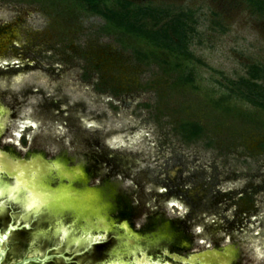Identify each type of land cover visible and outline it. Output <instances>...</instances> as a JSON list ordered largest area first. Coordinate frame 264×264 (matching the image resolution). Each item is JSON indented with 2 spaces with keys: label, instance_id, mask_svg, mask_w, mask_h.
Masks as SVG:
<instances>
[{
  "label": "rangeland",
  "instance_id": "374dc122",
  "mask_svg": "<svg viewBox=\"0 0 264 264\" xmlns=\"http://www.w3.org/2000/svg\"><path fill=\"white\" fill-rule=\"evenodd\" d=\"M133 2L165 9V19L190 12V57L166 50L143 57L137 50L152 46L108 32L103 17L71 0H0V88L30 85L83 100L86 127L119 135L111 147L154 178L138 185L135 174L117 172L109 183L120 179L123 194L175 216L196 209L199 219L189 222L230 243L241 239L251 253L248 238L264 231V107L239 92L253 74L264 84V16L246 0ZM184 121L201 124V133L186 138ZM39 131L25 126L10 146L31 150ZM66 170L82 176L78 167Z\"/></svg>",
  "mask_w": 264,
  "mask_h": 264
},
{
  "label": "flooded vegetation",
  "instance_id": "af4514ba",
  "mask_svg": "<svg viewBox=\"0 0 264 264\" xmlns=\"http://www.w3.org/2000/svg\"><path fill=\"white\" fill-rule=\"evenodd\" d=\"M5 84L6 82L0 80V86ZM31 92L35 93V96L33 97L34 99L31 98ZM6 97H9V99H6ZM69 97L70 96H67L65 93L58 91L46 94L43 88H33L32 86L31 89L30 85L27 87L25 85L19 86L18 88H12L11 90L8 88H0V100L5 99V103H1L0 101V164H2L0 173L2 174V179L10 183L16 178L15 176L9 177L4 170H11V166L14 164L32 165L34 168L38 167V172L40 173L45 172V169H50L53 173V175H50L47 183L42 184V187L41 185L38 186V191H40V189H44L45 191V184L52 188L59 182H65L75 188L84 190L85 192L88 190L100 189L103 196L106 192H111L113 197L110 198V206L107 208L105 206L102 207L97 213L94 212L91 217L112 224V228L109 230L105 238H114V240H118V244L120 243L121 238H124L125 242H127L128 237L125 234L129 233L125 229L124 224L127 223L128 227L131 229V225H129L131 221L128 219L130 216H133V219H136L137 213L136 211L130 210V208H128L130 204L122 198V180L115 179L112 180V183H109V178L110 176H115V173L117 172L121 173V176H131V174H135L133 180H136L135 183L138 185L143 183V179L145 178L151 182L154 178L151 173L147 175L144 169H135L139 163L138 159L128 155L125 151L116 149L113 146L111 147L110 142H117L118 138H120L119 135L112 138L110 132H113L110 130L102 131L99 129H88L86 124L90 116L85 112L84 101L80 100L77 102L73 100V102L70 103L68 100ZM78 105L81 106L79 112L77 111L78 107L76 108ZM13 124H16L15 128H12ZM27 125L39 128L40 131L37 132L38 134L35 137L33 144L31 143L29 146V148L32 147V149H27L24 155H18L12 150V146L10 145L15 144V137L21 138L23 136L21 130ZM9 165L10 167H8ZM76 167L81 170L83 177H72L68 179L65 174L66 168ZM18 170L20 171V168ZM96 178L101 179L102 182L97 184L93 183ZM149 190L153 194L155 193V190H153L151 186ZM39 197H41L40 194ZM41 199L44 201L42 197ZM139 199L140 198H138V201L141 202ZM168 201H170V204H175L176 199L174 195H171ZM12 207L15 206L8 204L4 205L0 202V236H5L8 227L17 221L20 211L17 208ZM164 211L162 210L161 212H158L154 215L155 217L152 218V229H155V232H152L150 236L142 231L136 232L131 229L132 233L129 235L132 236L129 238H136L134 239V248L136 255H138L137 258L140 259L143 258V256H146L152 261L159 260L160 264H166V262L171 264H183L179 258L185 261L184 264H190L191 258L192 260H197L194 264H197V262H206L208 264H228V262H230V264H234L236 260L239 261L243 256L249 258V253L247 251L248 245L241 239L224 246H206L194 249L186 255L179 254L175 250L170 251L169 248L161 249L157 247L160 239H169L171 236H177L181 238L180 246L187 250L191 244L190 241L194 242L193 239L195 236L199 237L198 232L193 230V222H189L188 220V218L199 219L200 214L198 215V210L196 209H191V211L184 214V216L183 214H179L176 217H170L169 223L166 221L165 224H163L164 226L167 225V227H171L169 228V236L163 237L158 235L156 233L158 227H156L157 225L155 223L158 218L157 216H162ZM60 219L63 223L66 221L72 222V220H74L73 215L70 213L63 212L61 215H56L54 212L45 211L42 216L34 220V224L29 227L30 229L23 227L21 230H18V232L23 230L31 231L30 236H35L34 234L38 232V235L49 233L54 239L56 238L60 242L54 230L57 221ZM80 221L84 222V220L80 218L76 221L77 223H75L74 226L81 231V226L79 224ZM20 224H23V222ZM42 224H47L51 229H43L40 226ZM218 224L219 222L216 220L215 225ZM118 230L123 232L122 235L116 234L118 233ZM93 231L94 234H98V230L94 229ZM10 232L11 236L16 231L11 230ZM134 234L140 235L139 238ZM261 235L248 238V240H250V247L252 249V251H250L252 255L264 253V231L261 232ZM120 236L122 237L120 238ZM41 238L43 239V237ZM105 238L103 239L104 241L96 243V249H88V254L92 256H98V254L111 255L112 257L109 259L116 256L125 258L131 257L127 247L111 246L105 248L106 244H103L105 243ZM254 238H259V240L254 241ZM61 244L62 243H60V245ZM60 245L57 243V245L48 246L42 254H29V248L21 258L12 261L5 259L4 256L1 264L20 263V261H23L32 255L70 254L67 250L70 246H67L66 242L63 243L65 247L63 251L58 250ZM149 245L155 250V252H158V255H156L157 257L154 258L152 255L148 254V251L151 250V248L148 247ZM207 249H214L217 254L211 253L208 255L207 259L203 258L204 256H198ZM52 258L59 259L61 262L63 261L61 258ZM52 258H49V260H52ZM109 259H106V261L108 262ZM49 260H47V262ZM132 261L135 264L138 262L137 259H133ZM103 262H101V264ZM27 264L41 263L28 262Z\"/></svg>",
  "mask_w": 264,
  "mask_h": 264
},
{
  "label": "water",
  "instance_id": "95a60500",
  "mask_svg": "<svg viewBox=\"0 0 264 264\" xmlns=\"http://www.w3.org/2000/svg\"><path fill=\"white\" fill-rule=\"evenodd\" d=\"M11 148L16 154L24 155V152L14 147ZM1 166L2 164H0V168ZM8 167H10V165ZM19 168L20 171L18 170ZM38 169V167L34 168L32 167V165L27 166L23 164H14L13 166H11V170L4 169L9 175V177H16L10 183L8 181L3 180L2 174L0 173L1 204H8L11 206L14 205L15 207L12 208H17L20 211L17 221L14 222L13 225H10L8 227V230L5 233L6 235L0 236V264L4 259V256L5 259L9 261L16 260L18 258H21L29 248V254H42L48 246L57 245V243L58 245H60V243H62L59 246L58 250L63 251L65 249L63 245L64 242L67 243V246H70V248H68L67 250L72 255L64 253L53 255L45 254L42 256L32 255L27 257L23 261H20V263L15 264H27L28 262H38L41 264L45 262V264H101V262L103 261L104 262L102 264H135L132 261L133 259H137V264H160L159 260L152 261L149 257L147 258L146 256H143V258L140 259L137 258L138 255H136L134 248V239L136 238H129L132 236L129 234L132 233V229L136 232L142 231L143 233H146L150 236L152 232H155V229H152V218L155 217V214L161 212L162 209L145 203L143 201L139 202L138 199L123 194L122 198H124L126 202L130 204V206L128 207L130 208V210L136 211L137 218L133 219V216H130V218L128 219L129 221H131L129 224L131 225V229L128 227L127 223L124 224L125 229L129 233H124L125 235H127L128 240L127 242H125V239L121 238L122 236H120L121 240L118 244V240H114V238H105L109 230H111L112 224H110L109 222H102L98 218L91 217L94 212L97 213L102 207L105 206L107 208L110 206V198L113 197V194L111 192L108 191L103 196V193L100 189H93L85 192L84 190L75 188L69 183L65 182H59L52 188L45 184V191L44 189H40V191H38V186L41 185L42 187V184L47 183L48 179L50 178V175H53L50 169H45V172L43 173L38 172ZM65 174L68 179L72 177L82 178V176L77 175L68 170H65ZM39 194L44 199V201L41 199V197H39ZM45 211L54 212L56 215H61V213L63 212L70 213L73 215L74 220H72V222L66 221L63 223L61 219L57 221L54 230L60 242L56 238L54 239L53 236L49 233L45 235H38V232L34 234L35 236H30L31 231L23 230L21 232H18V230H21L23 227L30 229L29 227L34 224V220L42 216ZM172 216L176 217L175 215L166 211H164V214L162 216H157L158 218L156 219L155 224L157 225L156 227H158L156 232L158 235L163 237L169 236V228L171 227H167V225L164 226L163 224H165L166 221L169 223V218ZM80 218L84 220V222H79L81 226V231L78 228L76 229L74 226L75 223H77L76 221H78ZM21 222H23V224H20ZM40 226L45 230L51 229L47 224H42ZM192 227L195 232H198L199 237L195 236V238L193 239L194 242L190 241L191 244L189 246V249L185 250L182 248V246H180L181 238L177 236H171V238L169 239H160L157 247L161 249L169 248L170 251L175 250L179 254L186 255L188 252L194 249H199L206 246L217 247L230 244V242L217 237V235L215 236L209 232H206L205 230L195 225H193ZM94 229L98 230V234L93 233ZM11 230L16 232H14L10 236ZM122 233L123 232L121 230H118V233L116 234L122 235ZM134 235L137 238H139L140 236L138 234ZM41 237H43V239ZM104 238L105 243L103 244H106L105 248L111 246L127 247L128 251L130 252L129 254L132 258L128 255L130 258L116 256L112 259H109L112 257L111 255L98 254V256H92L88 254L89 250L91 248L96 249V243L104 241ZM148 247L151 248V250L148 251V254L152 255L154 258L157 257L156 255H158V252H155V250L152 249L150 245ZM101 248L104 249L103 247ZM211 253L217 254L216 250L207 249L198 256H204L203 258L207 259L208 255ZM248 253L249 258L243 256L241 259H239V261L236 260L234 264H264V257L252 255V253L250 252ZM52 257L61 258L64 262H61V260L54 259ZM49 258H52V260H49ZM106 259H109L108 262L106 261ZM179 259L183 264L185 263V261H183L181 258ZM47 260L49 261L47 262ZM196 261L197 260H192L191 258L190 264H194L196 263ZM166 264L171 263L166 262ZM197 264L208 263L197 262ZM228 264H230V262H228Z\"/></svg>",
  "mask_w": 264,
  "mask_h": 264
},
{
  "label": "trees",
  "instance_id": "16d2710c",
  "mask_svg": "<svg viewBox=\"0 0 264 264\" xmlns=\"http://www.w3.org/2000/svg\"><path fill=\"white\" fill-rule=\"evenodd\" d=\"M71 1L103 17L105 20L103 27L108 32L121 31L152 46L153 50H137L143 57L157 60L156 50H166L167 53L180 59L190 57V53L187 52L191 29L188 22L191 18L190 12H179L165 19V9L147 5H134L133 0H116V3H118L116 6L106 5L105 0ZM246 1L264 16V0ZM146 15L154 19L151 24L146 20ZM163 18L165 20L162 22ZM176 64L180 66L182 62ZM259 76L260 74H253L250 76L251 79H244L243 81L248 85L247 90L246 92L240 91L239 95L264 107V84L260 85L252 79ZM191 77V74L187 75L188 80L192 81ZM181 127L188 139L198 136L202 131V125L194 121H184L181 123Z\"/></svg>",
  "mask_w": 264,
  "mask_h": 264
},
{
  "label": "bare ground",
  "instance_id": "6f19581e",
  "mask_svg": "<svg viewBox=\"0 0 264 264\" xmlns=\"http://www.w3.org/2000/svg\"><path fill=\"white\" fill-rule=\"evenodd\" d=\"M27 120V119H26ZM59 127V126H58Z\"/></svg>",
  "mask_w": 264,
  "mask_h": 264
}]
</instances>
